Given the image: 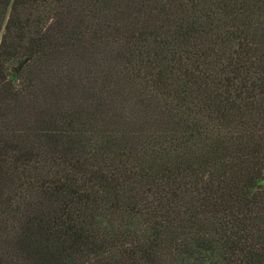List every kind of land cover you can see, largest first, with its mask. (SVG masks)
Returning a JSON list of instances; mask_svg holds the SVG:
<instances>
[{
	"label": "trees",
	"instance_id": "16d2710c",
	"mask_svg": "<svg viewBox=\"0 0 264 264\" xmlns=\"http://www.w3.org/2000/svg\"><path fill=\"white\" fill-rule=\"evenodd\" d=\"M0 264H264V0H0Z\"/></svg>",
	"mask_w": 264,
	"mask_h": 264
},
{
	"label": "water",
	"instance_id": "95a60500",
	"mask_svg": "<svg viewBox=\"0 0 264 264\" xmlns=\"http://www.w3.org/2000/svg\"><path fill=\"white\" fill-rule=\"evenodd\" d=\"M15 69V68H14Z\"/></svg>",
	"mask_w": 264,
	"mask_h": 264
}]
</instances>
